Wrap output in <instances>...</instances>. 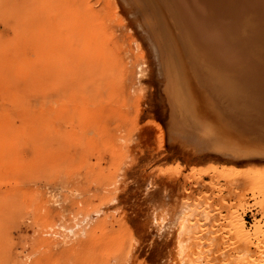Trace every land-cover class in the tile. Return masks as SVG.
I'll return each mask as SVG.
<instances>
[{
    "label": "rangeland",
    "instance_id": "rangeland-1",
    "mask_svg": "<svg viewBox=\"0 0 264 264\" xmlns=\"http://www.w3.org/2000/svg\"><path fill=\"white\" fill-rule=\"evenodd\" d=\"M151 1L87 0L83 32L0 0V264H264V152L196 112Z\"/></svg>",
    "mask_w": 264,
    "mask_h": 264
},
{
    "label": "bare ground",
    "instance_id": "bare-ground-1",
    "mask_svg": "<svg viewBox=\"0 0 264 264\" xmlns=\"http://www.w3.org/2000/svg\"><path fill=\"white\" fill-rule=\"evenodd\" d=\"M60 1L65 6L66 18L76 20L81 31L94 28L97 15L86 5L87 0ZM140 2L138 6L142 7ZM105 4L109 6V0ZM153 5L166 16L170 34L166 32L174 40L172 44L176 45L180 56L174 60L179 58L184 75V81L179 78L184 82L182 86L185 84L181 89L191 90L190 97L195 98L192 101L199 116L204 114L210 118L220 138L232 149L244 153L264 152V0H154ZM143 8L140 9L142 14L146 10ZM140 25L142 34L148 37V27ZM201 133L198 136L201 137Z\"/></svg>",
    "mask_w": 264,
    "mask_h": 264
}]
</instances>
